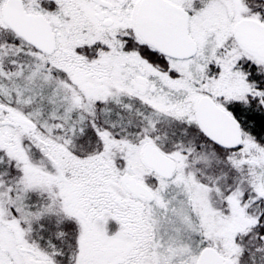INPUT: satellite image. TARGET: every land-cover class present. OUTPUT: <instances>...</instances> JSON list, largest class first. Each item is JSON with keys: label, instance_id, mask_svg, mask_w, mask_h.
<instances>
[{"label": "snow or ice", "instance_id": "1", "mask_svg": "<svg viewBox=\"0 0 264 264\" xmlns=\"http://www.w3.org/2000/svg\"><path fill=\"white\" fill-rule=\"evenodd\" d=\"M0 264H264V0H0Z\"/></svg>", "mask_w": 264, "mask_h": 264}]
</instances>
